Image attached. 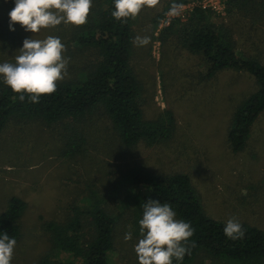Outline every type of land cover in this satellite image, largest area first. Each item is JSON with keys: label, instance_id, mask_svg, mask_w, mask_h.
I'll return each mask as SVG.
<instances>
[{"label": "rangeland", "instance_id": "obj_1", "mask_svg": "<svg viewBox=\"0 0 264 264\" xmlns=\"http://www.w3.org/2000/svg\"><path fill=\"white\" fill-rule=\"evenodd\" d=\"M168 1L159 0L154 8L144 7L133 19L134 38L148 36L150 43H133L131 63L142 85L145 118H156L165 110L174 113L177 125L170 140L123 151L111 123L101 118L85 131L88 151L67 158L62 152V124L12 122L2 133L0 213L12 196L28 202L22 216L23 236L16 242L11 264H35L52 246L45 222L61 220L73 203L80 204L90 193L105 195L107 206L119 216L111 264H139L134 245L140 235L135 234L130 215L135 194L145 187L134 186L123 177L135 165L158 174L186 173L210 216L224 222L235 217L240 223L264 229V113L254 125L245 150L233 152L227 141L233 114L255 91V79L235 70L205 78L201 56L184 48L177 34L162 35L167 27H161V20L168 10L156 24ZM98 4L92 0L90 12ZM14 6V0L0 2V63L15 62L25 38L47 35L60 37L66 46L64 56L70 59L64 79L77 76L84 63L93 59L70 41L75 25L61 23L31 33L17 22L13 24L15 30H10L9 12ZM227 6L220 12L207 10L214 12L215 21L233 29L240 54L259 57L264 63V19L253 22L245 13L227 14ZM129 231L132 238L125 241Z\"/></svg>", "mask_w": 264, "mask_h": 264}, {"label": "trees", "instance_id": "obj_2", "mask_svg": "<svg viewBox=\"0 0 264 264\" xmlns=\"http://www.w3.org/2000/svg\"><path fill=\"white\" fill-rule=\"evenodd\" d=\"M93 1L99 4L89 13L87 23L71 30L70 41L94 56L82 69L79 66L81 72L77 76L58 81L57 91L42 95L39 103L29 102L27 95L21 102L19 94L0 79V137L12 122L62 124L65 139L62 152L67 158L88 151L87 126L101 118L111 123L123 151L140 144L153 146L173 137L177 120L172 111L165 110L152 119L144 116L142 85L131 63L133 19L121 22L112 17L114 0ZM186 1L189 0H169L156 24L173 2ZM227 5V14L245 13L253 22L264 19V0H228ZM213 15L211 10L195 7L185 22L175 19L162 35L177 34L184 48L201 56L205 78L235 70L255 79V91L237 107L227 133L230 148L238 153L247 148L251 131L264 113V63L259 57L240 54L233 29L215 21ZM123 177L134 186L145 187V191H137L132 204L130 219L135 234L140 235L142 205L148 199L169 203L177 219L189 222L194 228L190 242L194 241L196 247L179 264H264V229L241 223L243 238H227L223 231L226 222L205 211L188 174H158L135 165ZM104 197L94 193L84 195L80 204L75 202L70 206V213L64 218L45 222L52 246L35 264H111L119 216L112 213ZM27 207L25 199L10 197L0 213V233L7 232L10 238L19 241ZM173 264L177 262L174 260Z\"/></svg>", "mask_w": 264, "mask_h": 264}, {"label": "clouds", "instance_id": "obj_3", "mask_svg": "<svg viewBox=\"0 0 264 264\" xmlns=\"http://www.w3.org/2000/svg\"><path fill=\"white\" fill-rule=\"evenodd\" d=\"M15 6L9 12L10 30L19 23L25 31L39 33L42 29L55 28L61 23L82 26L92 7V0H14ZM159 0H114L111 16L117 21L135 19L144 7L154 8ZM183 5L173 2L167 12L177 17ZM133 43L147 46L150 37L137 35ZM66 46L60 37L47 35L42 39L25 38L15 62L0 63V79L13 92L19 94L23 102L27 95L29 102L39 103L42 95L57 91V82L68 75L69 59L64 56ZM139 220L140 238L134 245L139 264H177L196 247L190 238L194 228L189 222L177 219L176 212L169 203L158 199H148L142 205ZM227 238L236 240L245 235L242 224L235 217L229 218L223 228ZM132 238L131 232L124 240ZM16 240L7 232L0 233V264H11Z\"/></svg>", "mask_w": 264, "mask_h": 264}, {"label": "built area", "instance_id": "obj_4", "mask_svg": "<svg viewBox=\"0 0 264 264\" xmlns=\"http://www.w3.org/2000/svg\"><path fill=\"white\" fill-rule=\"evenodd\" d=\"M228 0H196L191 3H184L183 11L177 17H170L167 14L161 20V27H167L172 24L175 19L185 20L188 17V14L191 10H193L196 6H200L203 9H211L214 11H223Z\"/></svg>", "mask_w": 264, "mask_h": 264}]
</instances>
